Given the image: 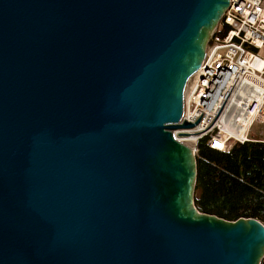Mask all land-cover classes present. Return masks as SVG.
I'll list each match as a JSON object with an SVG mask.
<instances>
[{
    "label": "water",
    "instance_id": "water-1",
    "mask_svg": "<svg viewBox=\"0 0 264 264\" xmlns=\"http://www.w3.org/2000/svg\"><path fill=\"white\" fill-rule=\"evenodd\" d=\"M228 4L0 0V264H261L172 133Z\"/></svg>",
    "mask_w": 264,
    "mask_h": 264
},
{
    "label": "built area",
    "instance_id": "built-area-1",
    "mask_svg": "<svg viewBox=\"0 0 264 264\" xmlns=\"http://www.w3.org/2000/svg\"><path fill=\"white\" fill-rule=\"evenodd\" d=\"M182 121H198L189 137L175 138L195 156L201 138L219 152L264 143V0H229L200 68L185 85ZM255 126L262 135L251 136Z\"/></svg>",
    "mask_w": 264,
    "mask_h": 264
},
{
    "label": "trees",
    "instance_id": "trees-1",
    "mask_svg": "<svg viewBox=\"0 0 264 264\" xmlns=\"http://www.w3.org/2000/svg\"><path fill=\"white\" fill-rule=\"evenodd\" d=\"M225 33L223 28L221 36ZM196 148L197 210L229 221L254 218L264 225V143L234 144L219 152L201 138Z\"/></svg>",
    "mask_w": 264,
    "mask_h": 264
},
{
    "label": "rangeland",
    "instance_id": "rangeland-1",
    "mask_svg": "<svg viewBox=\"0 0 264 264\" xmlns=\"http://www.w3.org/2000/svg\"><path fill=\"white\" fill-rule=\"evenodd\" d=\"M175 138H180L177 132H172ZM262 135V129L259 126H255L254 129L251 131V136H260ZM260 138V137H256Z\"/></svg>",
    "mask_w": 264,
    "mask_h": 264
}]
</instances>
